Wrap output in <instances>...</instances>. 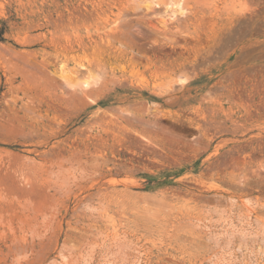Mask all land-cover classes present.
<instances>
[{"label":"rangeland","instance_id":"1","mask_svg":"<svg viewBox=\"0 0 264 264\" xmlns=\"http://www.w3.org/2000/svg\"><path fill=\"white\" fill-rule=\"evenodd\" d=\"M0 264H264V0H0Z\"/></svg>","mask_w":264,"mask_h":264},{"label":"bare ground","instance_id":"2","mask_svg":"<svg viewBox=\"0 0 264 264\" xmlns=\"http://www.w3.org/2000/svg\"><path fill=\"white\" fill-rule=\"evenodd\" d=\"M157 72V71H156ZM86 85L90 84L89 82L85 83Z\"/></svg>","mask_w":264,"mask_h":264}]
</instances>
